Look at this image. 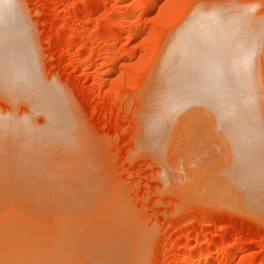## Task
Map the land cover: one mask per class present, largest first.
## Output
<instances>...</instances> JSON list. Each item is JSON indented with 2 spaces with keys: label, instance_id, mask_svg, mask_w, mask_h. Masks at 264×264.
I'll return each instance as SVG.
<instances>
[{
  "label": "rangeland",
  "instance_id": "374dc122",
  "mask_svg": "<svg viewBox=\"0 0 264 264\" xmlns=\"http://www.w3.org/2000/svg\"><path fill=\"white\" fill-rule=\"evenodd\" d=\"M3 1V46L12 35L28 68L16 82L10 65L0 75V264L54 228L68 238L55 237L62 262L88 241L106 264H198L201 253L204 264H264V220L218 183L226 158L213 120L189 109L166 136L148 134L144 104L170 36L218 38L248 87L264 151V0H153L145 11L144 0Z\"/></svg>",
  "mask_w": 264,
  "mask_h": 264
},
{
  "label": "bare ground",
  "instance_id": "6f19581e",
  "mask_svg": "<svg viewBox=\"0 0 264 264\" xmlns=\"http://www.w3.org/2000/svg\"><path fill=\"white\" fill-rule=\"evenodd\" d=\"M144 1L145 2L143 3V5H141L142 11L147 10L149 8V6L151 5L153 0H144ZM3 3H4V1L0 0V75L2 74L4 76L6 71L4 72V74L2 73L4 71L3 67L7 68V71H8V69H9L8 65H10L9 66L10 72H8L7 77L9 79H12V80H14V78H17L18 80H20V79H22V77L24 79V76L22 75V73H24V69L26 71L28 66H27V68H25V65H23L24 63L22 62V64H21L20 59L18 60V58H17V53H18L17 44L16 45L13 44L12 46L10 45V43L12 42L11 39H14V38H11L12 35L10 36V38H8L9 42L11 41L10 43H7V44H9V46L8 45H7L8 47L3 46L4 45L3 43L6 42V40H7V39L2 38L3 34H5V33H2V31L4 29H2L3 25L1 24L3 22L1 19H4V17L3 18L1 17L2 16L1 8L3 6ZM2 12H4V11H2ZM190 20L192 21V19H190ZM5 21H6V19H5ZM1 25H2V27H1ZM182 26L184 27V24ZM178 31H180V30H178ZM178 31L176 33L178 37L175 36V37H177L178 40L174 43L173 42L169 43L173 39L172 38L173 36H170L169 37L170 39L169 40L167 39V41H166L167 43L165 44V45H167L165 47L167 49L168 48L169 49L166 51L164 48H162L165 51L163 52V50H161L162 51L160 53L161 55L158 56V59H160V62L157 59L158 61L156 62L155 65L160 64L159 66L161 67V69L158 68L159 66L158 67L155 66V68H153V69H155V70L159 69V71L158 72L154 71L153 76L156 73H158V75L152 79L151 83L149 81L146 82V92H145L144 96L147 98L144 101L145 102L144 104H145V110L147 109V111H148V112L145 111L146 112L145 116L147 115L145 118L147 120V127H145L143 125L142 130H143V132H145L144 131V127H145L148 134H150L151 131L153 130L154 126H155L156 129L158 128V131L160 133H162V132L166 133L167 130H169L168 128L171 126L173 119L176 118L177 116H178V118H180L179 116L180 115L182 116L183 112L185 114V111H187L189 109L190 110L193 109V112H195V113H197V111L199 110V113L202 112V113L206 114V116L204 118H206V119L210 118L211 120H213V122H211L212 125L210 124L212 128H209L210 127L209 126L208 127L209 130L210 129H211L210 131H212V129H213V131L215 129L217 130V132H215L216 130L214 132H215V134L217 133V138H219L218 141H217V138L215 137V134L212 133L214 135V137L216 138V139L214 138L217 141L216 143L218 144V142H220L219 144L221 145V146H219V144H218L217 145L218 147L215 146L218 149L217 151L220 152L221 148H223V150L225 151V154H224L225 157L224 158H226V159H223V158L221 159L224 162H221V160H218L220 158H218L217 161L215 160L216 164H218V162H221V164L224 163L223 166H221V167L219 166L218 169H217L218 166L215 168L216 169L215 171L217 172L216 175L218 174L220 177V178H218L219 179L218 183L220 182V179L222 178L223 183L230 184L235 189V191L237 193L236 196H239L238 197L239 204H241V206H243V208H246L248 210V212L250 211L252 214H255L256 216H258L264 220V151H263V147L261 144L262 140L260 141L259 136H258V132H257L255 126H253V124H254L253 123L254 122L253 121L254 120L253 112L254 111L252 110L253 108L250 109V106L252 105V103L250 104V106H248V103L251 102V100H250L251 98L249 97V94H247L248 92H245V91H247L248 87H247V89H245L243 87V85L240 83L239 77L236 74V71L238 70V66L235 63L236 61L234 62L232 60V58H234V57H231L230 52L227 51V48H226L227 44L224 47V45H221L219 43L220 39L218 40V38H216L212 42H206L208 39H210L212 37H210V38L208 37L207 40L204 41V40H202L203 37H200V36L204 35L203 33H202V35L198 36L194 32L190 33L191 31L187 34H185L183 31H181L182 33L181 32L179 33ZM180 34H183V36H184L183 37L181 35L182 39L179 38ZM13 37H14V34H13ZM5 38H6V36H5ZM3 40H5V41H3ZM174 40H176V39L174 38ZM203 41L206 43L204 44ZM169 44H171V45H169ZM228 46H229V44H228ZM230 46H229V48H230ZM16 51H17V53H16ZM15 53H16V55H15ZM237 54L238 53L236 52V56H237ZM241 55H243V54H241ZM161 56L164 57V59L162 61H161V58H162ZM243 59H244V57H243ZM161 62H162V64H161ZM238 64H239V62H238ZM0 77L2 78V76H0ZM5 77H6V75H5ZM148 80H149V78H148ZM14 81L13 82L10 81L9 83L13 84ZM147 85L149 88L148 89L149 93L147 90ZM142 94H144V93H142ZM251 107H253V105ZM189 113H190V111H189ZM252 116H253V118H252ZM207 117H209V118H207ZM145 119L143 118L142 120H145ZM251 119H253V120L251 121ZM213 123L215 124V126L213 125ZM142 124H144V123H142ZM213 126L215 127V129L213 128ZM148 130H150V131H148ZM159 132H158V134H159ZM152 135H153V133H152ZM164 136H166V134ZM164 136H163V138H166ZM149 137H150V135H149ZM212 138H211V140H212ZM146 140H148V138H146ZM163 140H161V141H163ZM149 141H150V139H149ZM151 141L154 142V140H151ZM151 141L149 142V147H154L155 144L152 145L153 142H151ZM213 144H214V142H213ZM160 146H159V149L161 148ZM219 147H221V148H219ZM218 152H217L216 156L220 157L221 154H218ZM221 152H222V150H221ZM204 169H206V168H204ZM203 176H204V174H203ZM209 181L211 182L212 180H209ZM212 183H214V182H212ZM212 183L211 184L209 183L210 186L212 185ZM198 186H199V184H198ZM215 186L218 187V185L215 184L213 192L216 191L215 189L217 187L215 188ZM212 187L210 189L213 190ZM220 188H221V186H220ZM220 188H217V190L220 191L221 190ZM197 190H198V188H197ZM231 190H232V188H231ZM222 191H223V189H222ZM209 193H210V191H209ZM209 193H207V194H209ZM57 194H59V193H57ZM210 196L211 195H209V198H211ZM213 201H215V200H213ZM67 207H69V206L67 205ZM3 213L6 214V212H3ZM59 224H61V223H59ZM51 225L52 224H49V226H51ZM53 225H55V224H53ZM100 225L102 226L103 224H100ZM52 227H54V226H52ZM45 230H47V227ZM56 230H58V229H56V228L50 229V233H48V234L51 236H49L46 233V236H45L47 238L46 243H45L44 237L40 238L41 235L39 238L37 237L39 235V233L37 236L35 234V236L32 237V239L34 237L35 238L37 237L36 239L34 238L35 240L33 239V241H32L29 238L30 242L27 241L28 243L27 242L25 243L24 239H23V238H26L27 236L22 237V240L25 243L24 245H22L24 247L22 249L23 251L19 252L20 250H17V252H19V253H16L15 255H13L11 253L12 252L11 251L10 253L13 256L8 254L11 258L10 263H9V261H7L8 264H91V261H86V260H84L83 257L86 256L88 259V257L93 253L92 249L94 248V246H93L94 243L91 245V243L88 244V241L83 242V240L85 241V237L83 238L81 236H79V240L80 239L81 240L78 243H80V242H83V243L78 244L77 248H75L76 245L73 244V245H75L74 248L77 249V251L74 255L73 254L71 255L72 258L69 261L68 260L66 261L67 257L70 258V256H66V258L64 259L65 260L64 262L60 261L64 258L62 256V259H60L59 256H61V254L64 252V251H60V250L62 248L65 249L66 246L64 245V247H63V245H62V247L59 248L58 247V244H60L59 240H61V242L64 244V242H66V239H68V238H67V236L66 237L64 236L65 237V241H64L63 240L64 237L62 239V236L66 235V233H64L63 229H62L63 233H61L59 231L61 234L57 233L58 231L56 232ZM44 231H43V233H44ZM53 231H55L56 234L54 233V235H53V233H52ZM24 234L25 233H23V236H24ZM33 234H30V235H33ZM57 234L59 236L61 235L59 240L58 239L56 240V238H55V237L58 238ZM69 234H67V235L69 236ZM30 235L28 237H30ZM102 235H104V234H102ZM102 235H98V236L101 237ZM12 236H10V237L12 238ZM50 237H52V238H50ZM6 238H8V237H6ZM4 239H5V237H4ZM27 239L28 238H26V240ZM88 239H90V236ZM37 240L40 243H38L36 246H33L37 243ZM69 240H70V238H69ZM75 240L78 241L77 239H75ZM101 240H103V239H101ZM21 241H19V242H21ZM35 241H36V243H35ZM51 241L54 242V243H52L53 245L51 244ZM56 241H59V243L57 244ZM12 243H13V240H12ZM105 244H107V243H105ZM42 245H45V247L43 248ZM48 245H50V246L48 247ZM4 246L7 247V244ZM25 247H27V249ZM31 247H32V249H30ZM46 247H48V249L52 247V249H49V251H48V249ZM53 247H55L56 249L54 248L55 249L54 250ZM7 248H9V247H7ZM74 248L71 249L70 253L72 251H75ZM2 249H5V248H2ZM16 249H18V248H16ZM57 249H60V250L57 251ZM0 250H1V247H0ZM10 250H12V249H10ZM24 250H29V251L33 250L34 252H31V251L30 252L29 251L24 252ZM41 250H44V251L42 252ZM86 250L89 252V253H87L88 255L86 254V252H84ZM14 251H16V250H14ZM51 251H52V253H50ZM53 251H57L54 253H58V254H54ZM106 253L107 252H105L104 255ZM66 254H68V253H66ZM80 254L81 255L84 254L85 256L83 255V257L82 256L79 257ZM201 254H202L200 256L201 261L199 260L201 263H198V264H204L205 263V262L202 263V261H204L203 259L205 257L204 256L205 254H203V253H201ZM92 255H95V253ZM2 257H4V256H2ZM73 257L75 259H73ZM81 257H82V259H81ZM86 257H85V259H86ZM94 257L95 258L99 257L98 258L99 260L97 261V259H96L97 263L95 260L92 261V263L100 264L99 261H101V262L104 261L106 264L107 259H106V261L103 260L102 259L103 257H100V255L97 257L96 256H93L91 258L89 257V259H93ZM6 258L8 259V257H6ZM0 263H2V261ZM3 264H5V263H3ZM108 264H110V263H108Z\"/></svg>",
  "mask_w": 264,
  "mask_h": 264
}]
</instances>
